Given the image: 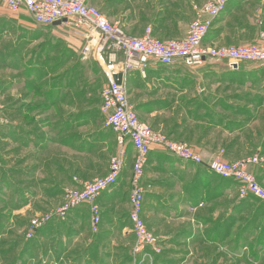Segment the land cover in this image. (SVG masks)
Segmentation results:
<instances>
[{"label": "crops", "instance_id": "obj_1", "mask_svg": "<svg viewBox=\"0 0 264 264\" xmlns=\"http://www.w3.org/2000/svg\"><path fill=\"white\" fill-rule=\"evenodd\" d=\"M203 1L152 0V28L170 23L157 13L165 14L172 8L178 10L172 15L183 10L191 11L192 20L196 5L204 4ZM90 2L101 6L103 9L98 8L109 19L112 17L99 0ZM65 27L70 28L67 25L41 26L26 8L12 12L0 0V117L5 121L1 128L0 153L15 155L17 151L19 163L15 170L21 173L20 180L45 191L54 189L50 195L55 198L60 194L61 202L66 189L105 175L111 155L118 151L117 135L106 125L105 116L90 114L87 112L89 107L84 108L89 103L90 94L86 92L84 95L82 108L76 104L74 85L70 86L68 81L74 69V44H81L78 39L84 41V38L70 28L71 31L63 35L65 39L62 40L69 43L65 47L63 42L59 43L57 33V29L62 31ZM47 29L55 32L48 33ZM145 29L133 35H142ZM158 32L153 28L154 35ZM261 34H264V0H232L215 20L206 44L258 43L262 41ZM45 40L57 45L60 54L65 55L60 66L57 60H53L57 53L49 51L52 46L43 49ZM60 76H64L62 86L58 84ZM263 82L264 65L255 63H244L233 69L224 62H207L195 67L183 63L164 65L151 62L144 75L134 71L127 77L135 100L134 104L130 103L139 117L140 113H145L140 107L148 108L146 113L150 115L165 114L168 107H178L181 113L195 108L197 123L214 121L213 128L199 133L197 142L192 144L206 163L217 157L231 159L229 156L237 144L235 139L245 137L252 121L264 123ZM254 90L257 96L251 95ZM254 104L260 106L257 113L252 110ZM97 106H100L99 102ZM186 107L192 108L188 110ZM150 121L152 117H146L145 122L153 129L164 128L157 123H153V127ZM221 121L246 124L236 130L227 128V125L222 127ZM182 124L185 123H175ZM263 127L257 128L254 137L264 139ZM165 134L173 140L176 138L174 132ZM250 145L254 149L255 145ZM261 151L264 152V140L255 153ZM135 154V148L128 141L127 160L118 183L98 198L101 210L98 241L87 243L83 257L56 259L51 264L257 263L258 260L245 257L250 246L237 242L238 231L250 227L236 220L246 216L247 211L233 209L237 201L235 181L212 173L206 164L204 167L186 163L158 146L150 155L152 167L147 166L152 168V175L148 173L150 169L146 168L145 172V216L148 228L160 239L162 252L149 251L153 263L150 259L135 258V237L129 221ZM69 215L74 221L82 218L88 227L85 230L93 226L87 204L73 209ZM208 249L217 252L206 257ZM237 251L243 256H237ZM221 252L226 257H220Z\"/></svg>", "mask_w": 264, "mask_h": 264}, {"label": "built area", "instance_id": "obj_2", "mask_svg": "<svg viewBox=\"0 0 264 264\" xmlns=\"http://www.w3.org/2000/svg\"><path fill=\"white\" fill-rule=\"evenodd\" d=\"M3 1L12 12L26 8L41 26H52L56 21H62L61 26H69L88 42L85 57L91 49L97 52L106 78L101 89L100 110L106 118V125L116 133L118 144L117 153L110 159L108 172L83 182L81 186L66 189L63 203L59 207L51 214L31 221L28 238L34 237L35 232L54 217L64 219L73 209L83 204L89 205L93 229L98 232L101 215L98 198L106 189L118 183L127 160V144L130 141L136 150L129 193V221L135 237L133 253L135 258L150 259L153 263L149 251L160 253L162 248L159 237L148 228L144 216V179L152 149L161 147L178 159L195 165H204V158L187 142L171 139L139 117L129 100L127 77L134 71L144 75L151 62L164 65L183 63L190 67L207 62H224L233 69L244 63L264 65V34H261L262 41L258 43L220 46L206 44L215 20L232 0H208L202 5H196L195 17L187 33L174 39L157 38L152 26L146 27L142 35L130 34L120 23L112 22L90 0ZM118 75H122L121 83L118 82ZM4 123L0 117V127ZM260 165H264V154L256 153L233 162L217 157L210 160L207 167L222 178L235 180L242 199L253 196L264 202V186L253 171L254 167Z\"/></svg>", "mask_w": 264, "mask_h": 264}, {"label": "rangeland", "instance_id": "obj_3", "mask_svg": "<svg viewBox=\"0 0 264 264\" xmlns=\"http://www.w3.org/2000/svg\"><path fill=\"white\" fill-rule=\"evenodd\" d=\"M99 1L100 4L105 5L109 9V12L112 13V17L110 18V20L112 22L120 23L132 34H138L145 27L152 25V18L154 16V14L152 13V0ZM204 1L207 2L208 0ZM98 7L101 8V6ZM177 12V9L172 8L168 9L165 14H162V12H160V14L157 13L159 17L164 16L170 22L165 25H158L156 27H153L154 31L155 28L159 31L157 34H155L157 38H181L187 33L189 25L194 19L193 18L191 20V11L183 10L182 12L180 11L179 14L172 15ZM26 17L29 18L30 16L26 15ZM66 29L62 31L57 29L58 38L60 41L59 43L61 44L63 42L65 47L69 43L67 42V40H62L65 39L63 35H67L66 32L71 31L70 28ZM45 31H48V33L49 31H51L52 33L55 32L50 29H47ZM78 40L81 42V44L75 43V49L72 50L73 65L75 66L74 70L79 73L76 79V88H78L77 90H80L81 87L85 85L87 93L89 90H91V92L97 91V94H99L100 97L99 90H101V86L104 84L105 78H103V69L97 57V52L91 49L90 51H88L87 57H85L84 52L86 47L88 46V42L85 39L84 41H81L80 39ZM50 45L52 47L49 51H51L52 53H57L56 55H54L53 60L59 61L62 59L64 61L65 55L60 54L61 49H57V45L53 46L51 42L45 40L42 46L44 47L43 49H48ZM262 80L263 79H260V81ZM127 87L130 101L132 104H134L135 100H133L131 96L130 84L127 83ZM253 92L254 93H252L251 95L257 96V94H255V90ZM137 93L138 92L135 93L136 97L138 96ZM259 97H262V95L259 94ZM99 103L101 106L100 101ZM78 104L80 105V107H82L81 102H79ZM100 106L94 107L92 113L102 114ZM259 107L260 106L254 104V106H252V110H255L257 113V109ZM140 108L144 109L143 111H145V113L147 111L146 109H148L146 107ZM191 108L192 107H186V109L188 110ZM166 111L167 113L165 114L156 113L150 115V113H146V115L145 113H140V117L144 119L143 121L146 120V117H152V121H150V123H152L153 127H155L153 123H157L159 125L162 124L164 128H155L161 130L164 134L174 132L176 135V138L174 140L187 142L191 146H193V143L197 142V135L199 133L205 132L204 130H206V132H209V130L213 128L212 124H215L214 121L211 120L207 122L205 121V123H197L196 115L194 114L195 108L188 112L181 113L180 111H178V107H168ZM180 122L185 124H182V126L175 125V123ZM263 126L264 123L261 121L252 122L251 127L245 132V137L238 139L239 141L237 142L236 147L231 151V154L229 156V158L231 159L227 161L233 162L251 157L256 153H259H255L256 148L262 144L264 139L254 137L255 133L253 129H260ZM249 138H252L251 141L253 145H255L254 149H252V146L248 143ZM113 155H111V157ZM18 158L19 155L17 151L15 152V155L6 154V152L2 153V151L0 153V183L3 182V179L1 178L6 172L10 173V176L14 177L11 178V187H4L7 189V192L5 191L6 194L3 196V199L0 200V264H51V262L56 259H74L83 257V248L89 242L98 241V233L94 232L93 226H90L91 228L89 227V230H85V228L88 227L85 226V223L83 224L82 218L77 219L73 223L69 219L70 216L64 219L54 217L47 225L38 229V233L33 238H28L27 234L30 231L31 221L47 214H51L53 210H55L63 203V201L61 202L60 194H57L55 198L53 195H50V193H52L54 189H52V191H49L48 188V191H45V189L40 186H35L28 182H21L22 180H20L19 177H22V175L20 172H17L15 170L19 163ZM13 165L14 168H10V166ZM149 165L152 167V162H150ZM149 169L150 168H147V170ZM260 169H262V167H260ZM253 171L257 174L259 168L253 169ZM148 173L152 175V168L148 171ZM238 194L239 193L237 192V198L239 200H242V198ZM248 198H250L249 201H247L250 204L249 209L247 210L248 212L244 214L246 216L243 217H246V219L250 217H257L258 223L263 221L264 202L259 198L253 196H250ZM144 208L145 216L147 201H145ZM260 215H262V217ZM65 221L70 223L66 224ZM56 227H58V229H56ZM68 229L71 230L68 231ZM259 236L264 237V227L260 229V225L258 226V229L251 240L252 246L250 247L248 254L245 256L248 260L252 259L258 261L257 263L246 262L245 264H264V240L262 242L257 241V238ZM216 252L217 251L208 249L205 251V254L206 257H212V255H214V253ZM237 256L243 255L239 254V252L237 251ZM220 257L226 256L221 252Z\"/></svg>", "mask_w": 264, "mask_h": 264}, {"label": "trees", "instance_id": "obj_4", "mask_svg": "<svg viewBox=\"0 0 264 264\" xmlns=\"http://www.w3.org/2000/svg\"><path fill=\"white\" fill-rule=\"evenodd\" d=\"M102 11V10H101ZM63 63V60L61 59V60H59L58 61V66H60L61 64ZM75 67V66H74ZM77 75H79V73H77L74 69H73V72H72V74H69V81H68V84H70V86L72 85H74V89H75V101H76V104H78L79 102H83V97H84V95H86V92H87V90H86V86L84 85V86H82L81 87V89L80 90H77L78 88H76V85H77ZM103 78H105V75H104V73H103ZM65 81H64V76H60V78H59V81H58V84L60 85V86H62L63 85V83H64ZM106 83V78L104 79V84ZM104 84L101 86V89H102V87L104 86ZM60 88V87H59ZM95 88V87H94ZM99 92H100V97H99V94H97V91H93V92H91V90H89L88 91V93L90 94L89 95V98H88V102L89 103H87L86 105H84L85 107V110H86V108L87 107H89L88 108V113H90V114H95V113H92V110H94V107H96L97 106V104H98V102L100 101L101 102V90H99ZM93 96V97H92ZM82 108V107H81ZM96 109V108H95ZM252 122H255V121H252ZM251 122V123H252ZM217 124V123H216ZM219 124L220 125H222V126H225V125H227V128H231V129H240L241 128V126H243L244 124H246V123H243V122H229V123H225L224 121H221V122H219ZM247 124H248V121H247ZM237 127V128H236ZM1 128L2 127H0V139H1V137H2V133H1ZM254 133H255V131L258 133V130H257V128H255L254 130ZM241 137H238V138H236L235 139V141L236 142H238L239 140L238 139H240ZM251 139L252 138H249L248 139V143L249 144H252L253 145V143H252V141H251ZM259 153H261V154H264V152L263 151H261V152H259ZM254 154V153H253ZM205 164H206V167H207V164L208 163H206L205 162V160H204V165H201V166H204L205 167ZM260 167H262V169H260ZM208 168V167H207ZM255 168V167H254ZM253 168V169H254ZM256 168H259V171H258V173L256 174V176L258 177V180H259V182L264 186V165H260V166H256ZM17 171V170H16ZM11 178H14V177H12V176H10V175H8V173L6 172V173H4L3 174V177L1 178V179H3L2 181L3 182H1L0 183V200L1 199H3V196L6 194V188H4L5 186H7V188L8 187H11V184H12V182H11ZM225 179V178H224ZM13 180H15V179H13ZM226 180H230V181H235V180H233V179H226ZM23 181V180H22ZM21 181V182H22ZM20 182V183H21ZM235 183H236V188H237V192H238V184H237V182L235 181ZM6 191V192H5ZM236 195H237V193H236ZM239 195V194H238ZM249 199L250 198H245V199H242V200H239L238 198H237V201H236V206L233 208V209H235V211H237V212H242L243 210H248L249 209V203L247 202V201H249ZM248 212V211H247ZM263 212V211H262ZM68 216H70V215H68ZM67 216V217H68ZM261 217H262V215H260ZM242 218H239V217H237L236 218V220H237V222L240 220V221H242V223H241V225H244L243 223H245V225L246 226H249L250 227V229L248 230L247 228H245V229H243V230H241V232H239L238 231V233H237V242H238V245H249L250 247L252 246V238H253V236L255 235V233H256V231H257V229H258V226L260 225V229L261 228H263L264 227V220L263 221H261V222H259L258 223V221H257V217H250V218H248V219H246V217H243V216H241ZM73 223H74V220H72L71 219V217L69 218ZM49 223V222H48ZM47 223V224H48ZM65 223L66 224H68V223H70V222H66L65 221ZM46 224V225H47ZM45 226V225H44ZM42 228V227H41ZM56 229H58V227H56ZM60 230H62V229H60ZM71 229H68V231H70ZM38 233V231H36L35 232V235ZM34 235V236H35ZM97 235H99V234H97ZM33 238V237H32ZM97 238H98V236H97ZM31 239V238H30ZM264 240V237H262V236H259L258 238H257V241H260V242H262ZM249 247V248H250ZM154 252V251H153ZM162 252V251H161ZM160 252V253H161ZM155 253V252H154ZM160 253H157V254H160ZM79 258V257H78ZM153 258V257H152Z\"/></svg>", "mask_w": 264, "mask_h": 264}, {"label": "water", "instance_id": "obj_5", "mask_svg": "<svg viewBox=\"0 0 264 264\" xmlns=\"http://www.w3.org/2000/svg\"><path fill=\"white\" fill-rule=\"evenodd\" d=\"M61 24H62V21H56V22L54 23L55 26H57V25H61ZM235 67H237V66H235ZM117 79H118V82L121 83V82H122V75H118V76H117Z\"/></svg>", "mask_w": 264, "mask_h": 264}]
</instances>
